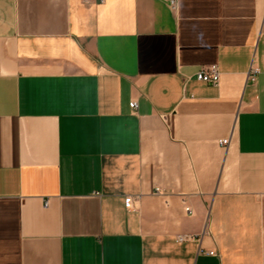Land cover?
<instances>
[{"label":"crops","instance_id":"obj_1","mask_svg":"<svg viewBox=\"0 0 264 264\" xmlns=\"http://www.w3.org/2000/svg\"><path fill=\"white\" fill-rule=\"evenodd\" d=\"M0 264H264V0H0Z\"/></svg>","mask_w":264,"mask_h":264},{"label":"built area","instance_id":"obj_2","mask_svg":"<svg viewBox=\"0 0 264 264\" xmlns=\"http://www.w3.org/2000/svg\"><path fill=\"white\" fill-rule=\"evenodd\" d=\"M171 3L174 5L176 0H170ZM259 75V70L258 69H251L250 73H249V77L248 80L251 83H255L257 78ZM197 79L201 82L207 83V84H211V85H218L219 81H220V73L218 70L217 66H208V67H202L200 69V71L197 73ZM130 107L134 110L138 109V103L132 102L130 103ZM230 140L228 139H224L220 141V145L221 146H228ZM125 203H126V207L129 211L134 212L135 208H134V198L133 197H127L125 199ZM186 211L191 214L192 210L190 208H187ZM192 237L190 236H184V237H179V241H188L190 240ZM210 255H215L214 252H210Z\"/></svg>","mask_w":264,"mask_h":264}]
</instances>
